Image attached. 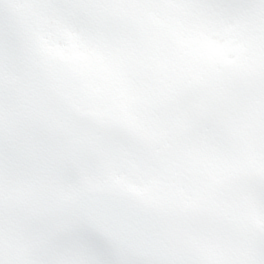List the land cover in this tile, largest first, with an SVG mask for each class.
I'll return each instance as SVG.
<instances>
[{
	"label": "snow or ice",
	"instance_id": "1",
	"mask_svg": "<svg viewBox=\"0 0 264 264\" xmlns=\"http://www.w3.org/2000/svg\"><path fill=\"white\" fill-rule=\"evenodd\" d=\"M0 264H264V0H0Z\"/></svg>",
	"mask_w": 264,
	"mask_h": 264
}]
</instances>
